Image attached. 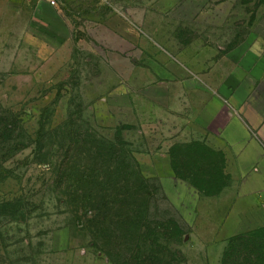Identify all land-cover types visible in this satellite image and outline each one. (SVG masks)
I'll list each match as a JSON object with an SVG mask.
<instances>
[{"label":"rangeland","instance_id":"374dc122","mask_svg":"<svg viewBox=\"0 0 264 264\" xmlns=\"http://www.w3.org/2000/svg\"><path fill=\"white\" fill-rule=\"evenodd\" d=\"M237 46L264 53V0H0V264L213 262L229 199L193 183L229 176L184 86Z\"/></svg>","mask_w":264,"mask_h":264},{"label":"crops","instance_id":"0c3cea01","mask_svg":"<svg viewBox=\"0 0 264 264\" xmlns=\"http://www.w3.org/2000/svg\"><path fill=\"white\" fill-rule=\"evenodd\" d=\"M137 30L135 23L124 26L126 34ZM221 63L225 69L209 78L213 82L204 76L198 84L184 86V92L189 88L203 95L192 113L203 130L195 141L222 154L223 173L229 176L221 191L205 195L229 199L221 225L223 246L210 264H223L231 239L252 235L264 241V53L237 46ZM166 80L154 87L170 93L172 85L181 83L173 76ZM182 101L187 110L189 101Z\"/></svg>","mask_w":264,"mask_h":264},{"label":"trees","instance_id":"16d2710c","mask_svg":"<svg viewBox=\"0 0 264 264\" xmlns=\"http://www.w3.org/2000/svg\"><path fill=\"white\" fill-rule=\"evenodd\" d=\"M5 135V132H3ZM194 145H199L195 143ZM203 145L200 144V147ZM171 155V165L173 172L176 176L184 180V171H182V163L180 162L179 157L174 155L173 151L170 152ZM181 166V168H180ZM193 187L197 190L199 195H211L203 190L202 187L197 186L193 183ZM223 186H220L215 192L221 191ZM229 247L225 252L223 257V264H263L264 259V241H259L254 236H243L231 239L229 241ZM137 255L138 252H137ZM135 256V260L138 263L150 264L151 256L150 254L142 253L141 256Z\"/></svg>","mask_w":264,"mask_h":264},{"label":"built area","instance_id":"2783aa9c","mask_svg":"<svg viewBox=\"0 0 264 264\" xmlns=\"http://www.w3.org/2000/svg\"><path fill=\"white\" fill-rule=\"evenodd\" d=\"M34 1H45L47 2V4H49L50 6H55L57 5V0H34Z\"/></svg>","mask_w":264,"mask_h":264}]
</instances>
